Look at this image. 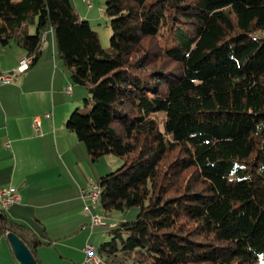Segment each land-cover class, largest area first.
<instances>
[{"label":"trees","instance_id":"1","mask_svg":"<svg viewBox=\"0 0 264 264\" xmlns=\"http://www.w3.org/2000/svg\"><path fill=\"white\" fill-rule=\"evenodd\" d=\"M109 50L70 0H0V47L58 58L88 97L65 126L104 211L137 206L96 250L125 264H264V0H104ZM162 116L157 118L156 114ZM0 230L41 240L0 211Z\"/></svg>","mask_w":264,"mask_h":264},{"label":"crops","instance_id":"2","mask_svg":"<svg viewBox=\"0 0 264 264\" xmlns=\"http://www.w3.org/2000/svg\"><path fill=\"white\" fill-rule=\"evenodd\" d=\"M45 32L40 56L30 67L20 70L19 61L26 57L20 47L13 43L0 47V71H17L10 82H0V186L19 193L17 202L3 213L27 225L41 240L32 252L39 264H93L86 260L85 246L91 243L96 250L102 239L94 237V228L89 237L83 234L82 224L91 214L79 193L96 182L86 164L99 157L92 160L83 142L65 126L73 106L62 96L69 71L57 56L52 29ZM82 93L80 86L70 85L67 95L77 104ZM80 229L82 236L75 242L68 238ZM8 260L7 264H18L16 258Z\"/></svg>","mask_w":264,"mask_h":264},{"label":"rangeland","instance_id":"3","mask_svg":"<svg viewBox=\"0 0 264 264\" xmlns=\"http://www.w3.org/2000/svg\"><path fill=\"white\" fill-rule=\"evenodd\" d=\"M70 1L72 5L76 8L77 12L81 15V17L83 15V18L87 19L91 27L98 33L102 46L106 48L107 50H109L110 49L109 48L110 36H111V27H110L111 17L104 12V8H105L104 0H87V1L86 0H70ZM67 74L69 75V84H67V87L70 85L71 86L78 85L83 90V93L81 94V96L77 98L78 99L77 104L76 102L71 103L72 101L69 95H67L68 93L62 94V96L66 97L67 103L73 105L72 108L70 109V112H71L77 106L83 108L84 106L83 99L88 97V93L86 92V90H84L85 88L82 85L76 84L71 80L70 73H67ZM156 115H157V118L158 117L160 118L162 116L159 113ZM92 162L91 161L87 162L86 167L88 169H91V168L93 169V175L95 176H94V180L92 181H95V180L97 181V178H99L100 176L119 167L123 163V160L120 157L109 153V154L101 155L99 157V160L97 159L96 161H92ZM61 211H62L61 213H64L62 217H64V219H68V215L65 213V208H61ZM137 211H138L137 206H132L128 208L126 211H121V210L104 211L99 206V204L96 203L91 206V212L96 213V214L98 213L103 218H106V222H108V224L91 225V217L87 214L88 217L86 216L87 219L85 220V223L82 224V226L86 229L83 234L89 237L88 233L91 231V229L94 228L93 230L95 233L94 237L96 236L102 239L100 240L101 242L104 240H108L110 238V234H108V230L111 228L110 223L112 221H115L116 223L121 220L131 219L135 217ZM62 217L60 216V218ZM63 233H66V232H63ZM80 236H82L81 229L79 232H77V234H73L72 236L68 238H71L70 240H73L75 242V239ZM88 237H85V239H87ZM7 240H8L7 237H5L4 235H1L0 237V258L2 259L1 260L2 262H0L1 264H5V263L7 264L8 261L10 263V260H8V258L10 259L15 258L13 255L14 253L11 252L12 248L10 250L11 244L8 241L10 244V247H9ZM110 263L119 264L117 262L116 263L110 262ZM126 264H132V263L128 261L126 262Z\"/></svg>","mask_w":264,"mask_h":264},{"label":"built area","instance_id":"4","mask_svg":"<svg viewBox=\"0 0 264 264\" xmlns=\"http://www.w3.org/2000/svg\"><path fill=\"white\" fill-rule=\"evenodd\" d=\"M45 33L42 34V42L45 38ZM31 61L29 56H26L19 61L20 70L27 67ZM23 67V68H22ZM17 73L16 70L12 71H0V82L1 83H8L10 82L15 74ZM66 93L70 92V86L65 89ZM45 116H49L50 112H45ZM36 130H40L39 122L36 120ZM99 184L97 182H90L87 187H83L80 189V196L86 202L85 209L86 212L90 213V208L94 205L95 201V193L98 191ZM19 199V193L11 186L2 187L0 186V211L4 212V210L17 202ZM91 217V224H108L106 222V218H99L96 213H90ZM85 257L86 260L93 264H107L104 260H100V255L96 252L95 248L91 244H86L85 246Z\"/></svg>","mask_w":264,"mask_h":264},{"label":"water","instance_id":"5","mask_svg":"<svg viewBox=\"0 0 264 264\" xmlns=\"http://www.w3.org/2000/svg\"><path fill=\"white\" fill-rule=\"evenodd\" d=\"M18 264H39L30 248L12 231L6 234Z\"/></svg>","mask_w":264,"mask_h":264},{"label":"bare ground","instance_id":"6","mask_svg":"<svg viewBox=\"0 0 264 264\" xmlns=\"http://www.w3.org/2000/svg\"><path fill=\"white\" fill-rule=\"evenodd\" d=\"M87 184V183H86ZM84 186H86V185H84ZM99 192H100V186L98 187V191H96V193H95V201H94V204H98V198H99ZM80 194V193H79ZM85 203H86V201H85ZM90 210H91V208H90ZM91 213V212H90ZM97 216L99 217V218H103L101 215H99L98 213H97ZM88 244H90V243H88ZM93 246V245H92ZM94 247V246H93ZM95 248V247H94ZM100 255V254H99ZM100 260H103V257L100 255ZM39 262V261H38ZM108 264V263H107Z\"/></svg>","mask_w":264,"mask_h":264}]
</instances>
